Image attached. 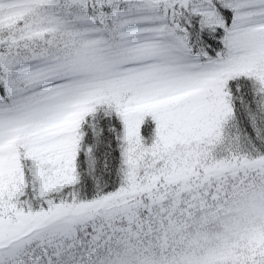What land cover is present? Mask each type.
Instances as JSON below:
<instances>
[{
    "label": "snow or ice",
    "instance_id": "1",
    "mask_svg": "<svg viewBox=\"0 0 264 264\" xmlns=\"http://www.w3.org/2000/svg\"><path fill=\"white\" fill-rule=\"evenodd\" d=\"M0 264H264V0H0Z\"/></svg>",
    "mask_w": 264,
    "mask_h": 264
}]
</instances>
